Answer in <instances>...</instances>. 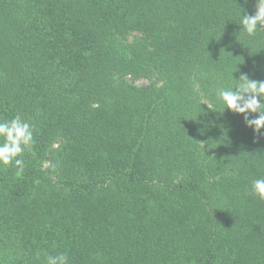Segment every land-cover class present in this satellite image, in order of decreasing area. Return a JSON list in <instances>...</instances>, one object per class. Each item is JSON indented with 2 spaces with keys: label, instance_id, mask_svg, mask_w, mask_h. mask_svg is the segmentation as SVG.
<instances>
[{
  "label": "trees",
  "instance_id": "trees-1",
  "mask_svg": "<svg viewBox=\"0 0 264 264\" xmlns=\"http://www.w3.org/2000/svg\"><path fill=\"white\" fill-rule=\"evenodd\" d=\"M259 1L0 0V264H264Z\"/></svg>",
  "mask_w": 264,
  "mask_h": 264
},
{
  "label": "rangeland",
  "instance_id": "rangeland-1",
  "mask_svg": "<svg viewBox=\"0 0 264 264\" xmlns=\"http://www.w3.org/2000/svg\"><path fill=\"white\" fill-rule=\"evenodd\" d=\"M256 10H257V13L259 15H262L264 16V0H260L258 3H257V6H256ZM138 34L136 33H133L131 34L128 39L130 41L134 40L135 37H137ZM130 83L134 84V85H138V86H142V85H147L149 83V81L147 80H144V79H133V80H129Z\"/></svg>",
  "mask_w": 264,
  "mask_h": 264
}]
</instances>
